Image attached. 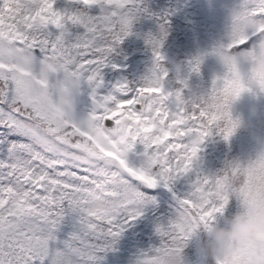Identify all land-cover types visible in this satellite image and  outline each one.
Returning a JSON list of instances; mask_svg holds the SVG:
<instances>
[{
	"label": "snow or ice",
	"instance_id": "6c2138e0",
	"mask_svg": "<svg viewBox=\"0 0 264 264\" xmlns=\"http://www.w3.org/2000/svg\"><path fill=\"white\" fill-rule=\"evenodd\" d=\"M57 3L0 0V264H101L155 197L168 202L167 192L173 218L157 222L158 246L134 260L159 264L190 230L217 224L230 200L249 208L252 193L264 192V152L213 175L197 160L213 132L231 136L230 106L252 90L264 31H243L227 55L208 53L224 73L201 93L188 76L199 75L204 57L173 74L160 53L167 19L156 17L158 36L144 37L148 74L98 95L114 51L142 15L152 17L141 0ZM238 9L264 29V0H240ZM81 82L92 101L82 119L72 105ZM226 264H264V236L236 246Z\"/></svg>",
	"mask_w": 264,
	"mask_h": 264
},
{
	"label": "rangeland",
	"instance_id": "374dc122",
	"mask_svg": "<svg viewBox=\"0 0 264 264\" xmlns=\"http://www.w3.org/2000/svg\"><path fill=\"white\" fill-rule=\"evenodd\" d=\"M141 6L147 10L152 18L142 15L133 24L131 34L122 41L111 56L117 62L125 63L138 54L142 55L141 61L137 63L135 73L127 75V81L138 83L148 74L153 57L151 50L145 44L144 37L148 34L158 36L159 28L156 17L163 16L167 19L166 36L160 48V53L164 57V66L173 74L178 67L181 75H186V62L196 56H203L199 75L188 76V85L194 92H206L211 87L213 79L222 76L224 73V69L212 60V55H208L217 45V36L209 32L206 27L193 24L195 22L194 18H191V9L184 0H142ZM55 7L57 9L63 8L62 0H58ZM177 24L182 27L186 26L188 35L178 34ZM182 36L187 39L190 57H186L177 46L178 42L182 40ZM83 86L88 85L83 82ZM89 90L91 91L90 87ZM97 91L110 93L103 78L102 86ZM73 114L80 119L86 118V115L82 114L79 108L75 106H73ZM230 114L233 119L242 120L245 127L230 136L227 141L215 132L207 137L211 142L209 145L211 148L208 151L203 148V155L210 175L219 173L227 161L238 159L241 164H245L264 152V100L262 101L253 91L244 92L232 103ZM201 145L199 147H202ZM214 154L217 155L216 158L213 157ZM169 201L173 202L171 198ZM238 210V202L230 200L225 218L230 217ZM202 240L203 233L198 231L185 247L184 251L189 264H206L199 251Z\"/></svg>",
	"mask_w": 264,
	"mask_h": 264
},
{
	"label": "clouds",
	"instance_id": "9594fccd",
	"mask_svg": "<svg viewBox=\"0 0 264 264\" xmlns=\"http://www.w3.org/2000/svg\"><path fill=\"white\" fill-rule=\"evenodd\" d=\"M223 11L227 27L214 48L221 56L228 54L231 46L239 40L243 31L248 30L253 35L264 31L239 9L224 6ZM255 48L264 57V36L257 40ZM216 58L220 62L219 56ZM254 72L256 80L252 90L264 94V90H261V84L264 83V59L256 62ZM229 127L232 136L243 130L245 124L242 120L231 117ZM240 165L241 162L238 159H232L227 161L224 166L235 171L239 169ZM250 199L251 205L249 208H242L234 212L230 217L224 218L222 225L215 224L201 229L190 230L183 237V243L169 248L159 264H189L184 250L198 231L203 233L199 251L206 264H226L236 246L246 240L264 236V192L257 193L254 191Z\"/></svg>",
	"mask_w": 264,
	"mask_h": 264
},
{
	"label": "trees",
	"instance_id": "16d2710c",
	"mask_svg": "<svg viewBox=\"0 0 264 264\" xmlns=\"http://www.w3.org/2000/svg\"><path fill=\"white\" fill-rule=\"evenodd\" d=\"M142 1V0H141ZM189 4L194 18V25L206 27L209 32L217 36L218 43L220 37L227 27V21L225 19V13L223 11L224 6L230 8H239L240 0H184ZM192 25V24H190ZM177 33L184 36L188 35L186 26L182 27L177 24ZM182 36V40L178 42L177 46L186 57H190L189 49L187 46V39ZM240 55H243L241 53ZM212 60L222 69L223 65L218 61L215 56H211ZM142 55L138 54L127 62H117L115 59L110 57L108 68L105 67L101 72L105 85L109 87V91L113 92L114 86L118 83L127 81V75L133 74L136 71L137 63L141 61ZM114 66V67H113ZM114 68V69H113ZM241 74L246 75L248 72V65H240ZM253 91L259 98L264 100V94ZM209 143V144H208ZM208 144V146H207ZM211 142L206 138L204 144L200 147L198 152L197 164L199 171L204 174L209 173L206 159L203 155V148L208 151ZM202 148V149H201ZM216 154L213 157L216 158ZM161 192H165L164 189H159ZM165 196L168 199V204L162 203L159 196L155 197V206H149L145 209L143 215L134 221L122 234L118 244L116 245L115 251L104 254L101 264H134L136 256L142 252L148 250L150 247L158 246V237L155 235V226L157 222H167V220L173 218L174 210L172 203L169 201L171 193L165 192ZM230 203V201H229ZM229 204L225 207L224 215L217 218V224L222 225V220L226 217V211ZM68 231L67 228L63 230ZM202 235V234H201Z\"/></svg>",
	"mask_w": 264,
	"mask_h": 264
},
{
	"label": "flooded vegetation",
	"instance_id": "af4514ba",
	"mask_svg": "<svg viewBox=\"0 0 264 264\" xmlns=\"http://www.w3.org/2000/svg\"><path fill=\"white\" fill-rule=\"evenodd\" d=\"M81 105L80 106H76L77 108H79V110L81 111L82 114L86 115V117L90 114L92 106L88 105L86 103V99L88 97H90V93L91 91L89 90L88 86H83V82H82V86H81ZM98 95H103V91H97Z\"/></svg>",
	"mask_w": 264,
	"mask_h": 264
},
{
	"label": "water",
	"instance_id": "95a60500",
	"mask_svg": "<svg viewBox=\"0 0 264 264\" xmlns=\"http://www.w3.org/2000/svg\"><path fill=\"white\" fill-rule=\"evenodd\" d=\"M80 88V87H79ZM79 90V89H78ZM78 90H75L74 91V99L72 100V102L74 104H80V102L78 101L79 100V92Z\"/></svg>",
	"mask_w": 264,
	"mask_h": 264
}]
</instances>
